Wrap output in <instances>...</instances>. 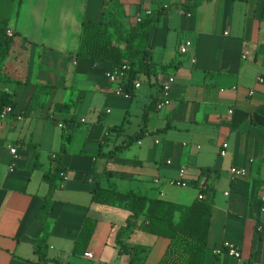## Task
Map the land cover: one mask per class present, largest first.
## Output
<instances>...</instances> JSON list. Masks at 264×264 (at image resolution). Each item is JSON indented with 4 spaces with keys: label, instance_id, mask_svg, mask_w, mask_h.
Returning <instances> with one entry per match:
<instances>
[{
    "label": "crops",
    "instance_id": "0c3cea01",
    "mask_svg": "<svg viewBox=\"0 0 264 264\" xmlns=\"http://www.w3.org/2000/svg\"><path fill=\"white\" fill-rule=\"evenodd\" d=\"M107 1L0 0V14L16 34L4 69L21 80L10 86L15 107L0 123V264H128L115 235L129 213L93 203L95 185L190 205L198 196L191 182L206 176L214 191L204 264H264V124L254 123L264 120V83L258 82L264 78V0H119L131 24L163 12L149 35L153 68L135 77L141 87L128 97L117 95L105 77L120 63L73 55L81 22L101 21ZM185 41L190 46L181 54ZM110 45L123 49L115 39ZM171 62L175 67L161 73ZM168 76L174 77L170 104L157 110ZM87 116L89 126L80 129ZM143 118L140 139L111 159L101 156L138 136ZM10 148L18 154L13 172ZM58 164L62 180L49 193L44 175ZM232 167L246 175L234 177ZM175 180L188 185H172ZM47 199L51 261L43 262L33 247L43 236ZM86 217L96 221L85 252L90 257L72 254ZM224 241L239 248L241 259L214 253ZM127 243L150 247L144 264H157L169 241L135 231Z\"/></svg>",
    "mask_w": 264,
    "mask_h": 264
},
{
    "label": "trees",
    "instance_id": "16d2710c",
    "mask_svg": "<svg viewBox=\"0 0 264 264\" xmlns=\"http://www.w3.org/2000/svg\"><path fill=\"white\" fill-rule=\"evenodd\" d=\"M247 1V0H236ZM162 11L152 13L135 24L127 22V16L121 8L119 0H108L104 7V17L101 21L83 20L79 47L73 53L77 59L91 61H112L128 64L129 75L133 79L138 74L150 75L153 68L151 49L148 45L150 30L158 22ZM7 18L0 14V114L4 109L15 107L14 93L10 86L20 85L21 80L12 78L4 69V61L9 57L16 34L7 35ZM115 39L122 44L123 49L112 47L110 40ZM176 63H169L160 68L165 72L167 68L175 67ZM161 89V88H160ZM63 107H67L63 105ZM260 122H259V121ZM264 124V120L256 118V122ZM138 136H131L126 144L116 146L113 151L101 156L111 159L121 149L127 148L133 141L140 139L146 128L145 118ZM114 128H112L113 130ZM69 137L59 150V155L65 152ZM59 155L57 160L59 161ZM206 170L205 172H207ZM63 168L59 164L53 173H46L44 180L49 185V193L57 188V180H62ZM102 178L110 179L111 173L104 171ZM207 177V176H206ZM192 181L191 185L198 189L202 199H196L190 205H183L158 198H151L135 191H120L112 184L103 186L97 183L92 190V202L100 205L117 207L129 213L125 224L115 235V245L129 257L128 264H144L148 258L150 247L131 245L127 243L135 231L144 232L156 237L168 239L169 244L157 264H204L207 251V238L213 208L212 185L207 184V178ZM50 199V197H49ZM50 209L47 199L42 206L41 221L43 222V236L34 245V253L43 262L51 261L46 258L47 227L44 217ZM96 221L86 217L83 220L79 234L74 242L72 254L84 255L95 229ZM60 264L58 261H52Z\"/></svg>",
    "mask_w": 264,
    "mask_h": 264
},
{
    "label": "built area",
    "instance_id": "2783aa9c",
    "mask_svg": "<svg viewBox=\"0 0 264 264\" xmlns=\"http://www.w3.org/2000/svg\"><path fill=\"white\" fill-rule=\"evenodd\" d=\"M149 14H150V11H147L146 15H149ZM140 20H141L140 17L135 19L136 23L139 22ZM7 35L11 36L12 33L10 31H7ZM189 46H190L189 41L183 42L179 46V52L181 54H185L187 52ZM129 71H130L129 65L128 64H122L118 68L108 70L105 73V77L107 78V80L109 82L117 85V89L115 90V93L119 96L128 97L129 92L131 90H135V89H138L141 87V82L136 78L132 79L129 75ZM258 82L263 84L264 78L259 77ZM173 83H174V77L168 76L166 81L161 85L159 101H157V103H156V109L157 110H161L170 104V100H171L170 89H171V86ZM249 94L252 95L253 92L250 91ZM9 111H10V108H6L3 110V112L0 114V123L6 117V115L8 114ZM229 113H231V111H229ZM226 148H227V143H223L222 149L220 150V156L221 157L225 156ZM9 152L12 156V161H11V164L9 167V171L13 172L14 168H15L16 160L18 158V154H17L16 148H10ZM55 157H56L55 155H52L53 159ZM167 163L170 164L171 162L168 161ZM230 173L234 177H244L246 175V169L245 168L232 167L230 169ZM183 174H184V170H181L180 175H183ZM171 184L175 185V186H179V187H185L188 185L187 182L182 181V180L172 181ZM197 198L202 199V195L198 194ZM260 212H261V214L264 213V197L261 198ZM258 229L260 230L261 226H259ZM214 253L218 254V255L224 253L227 256H229L235 260L241 259V252H240L239 248L235 244H233L232 242H229V241L222 242L216 249H214ZM84 255L86 257H90V254L85 253Z\"/></svg>",
    "mask_w": 264,
    "mask_h": 264
},
{
    "label": "rangeland",
    "instance_id": "374dc122",
    "mask_svg": "<svg viewBox=\"0 0 264 264\" xmlns=\"http://www.w3.org/2000/svg\"><path fill=\"white\" fill-rule=\"evenodd\" d=\"M86 119H87V123H86V124H81V125H80V129H85L86 126H89V124H90V118H89V116H87ZM121 212H124V211H121ZM148 236H149V235H148ZM151 236H153V235H151ZM153 238L158 239V237H156V236H153ZM150 240H152V239H150ZM150 240L148 239L147 241H145V243H146L148 246L153 245L152 241H150Z\"/></svg>",
    "mask_w": 264,
    "mask_h": 264
}]
</instances>
